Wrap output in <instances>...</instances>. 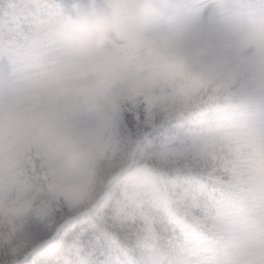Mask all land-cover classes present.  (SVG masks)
I'll return each mask as SVG.
<instances>
[{
  "label": "snow or ice",
  "instance_id": "6c2138e0",
  "mask_svg": "<svg viewBox=\"0 0 264 264\" xmlns=\"http://www.w3.org/2000/svg\"><path fill=\"white\" fill-rule=\"evenodd\" d=\"M72 5L0 0V264H264V0H185L123 72L61 55Z\"/></svg>",
  "mask_w": 264,
  "mask_h": 264
},
{
  "label": "clouds",
  "instance_id": "9594fccd",
  "mask_svg": "<svg viewBox=\"0 0 264 264\" xmlns=\"http://www.w3.org/2000/svg\"><path fill=\"white\" fill-rule=\"evenodd\" d=\"M163 3L164 0H110V6L105 8L96 0H80L69 20L53 15L47 19L46 27L69 63L95 71L123 72L125 60L118 41L129 45L146 35L177 32L179 17L162 7ZM180 42L191 46L194 41L183 34Z\"/></svg>",
  "mask_w": 264,
  "mask_h": 264
},
{
  "label": "rangeland",
  "instance_id": "374dc122",
  "mask_svg": "<svg viewBox=\"0 0 264 264\" xmlns=\"http://www.w3.org/2000/svg\"><path fill=\"white\" fill-rule=\"evenodd\" d=\"M96 2L101 7L107 8L110 6V0H96ZM184 4H185V0H168L162 7L166 8L167 10L178 16Z\"/></svg>",
  "mask_w": 264,
  "mask_h": 264
},
{
  "label": "trees",
  "instance_id": "16d2710c",
  "mask_svg": "<svg viewBox=\"0 0 264 264\" xmlns=\"http://www.w3.org/2000/svg\"><path fill=\"white\" fill-rule=\"evenodd\" d=\"M168 0H164V3L162 4V6H164V4L167 2ZM80 2V0H73V5L72 7L69 9V11L73 12L74 7Z\"/></svg>",
  "mask_w": 264,
  "mask_h": 264
}]
</instances>
